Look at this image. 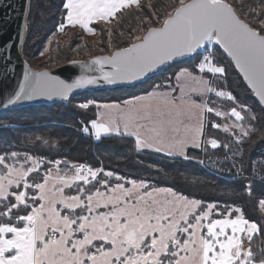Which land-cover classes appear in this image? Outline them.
<instances>
[{
    "label": "snow or ice",
    "instance_id": "obj_1",
    "mask_svg": "<svg viewBox=\"0 0 264 264\" xmlns=\"http://www.w3.org/2000/svg\"><path fill=\"white\" fill-rule=\"evenodd\" d=\"M63 7L69 25H79L93 32L89 27L91 21L112 23L116 20L119 23L125 10H141V0H66ZM245 7L244 0H178L162 23L145 21L161 26L149 27L143 37H135L140 42L117 50L111 57H97L93 63L111 66L112 71L103 75L107 83L132 81L177 56L194 54L207 42H215L235 63L259 103L264 105V0H259L256 8L248 6L245 11ZM63 27L61 25V29ZM195 68L200 73H210L213 78L226 73V68L216 62L211 52L203 56ZM184 75L192 73L182 69L177 79ZM194 79L203 85V92H214L218 97L236 101L231 92L213 88V79H205L203 75ZM96 83L98 79L92 76H81L66 83L50 77L47 72H26L18 90L10 94L2 106L7 108L44 95L68 99L73 89ZM78 106L89 107L87 103ZM184 107L182 98L178 100L168 93H150L148 101L138 108L133 101L135 110H129L124 118L123 132L118 121L92 120L90 123L97 136L112 132L126 134L135 138L137 148L155 147L161 151L165 150L164 141L169 133L178 132L177 124L186 118ZM238 107L239 111L232 107L229 113L216 111V115H230L242 121L246 106ZM203 111L213 109L204 105ZM222 127L225 132L240 127L242 136L236 137L238 142L249 135V130L242 125ZM83 131L88 132V127ZM209 143L212 148L220 146L216 139ZM168 154L173 153L169 150ZM11 155L17 157L18 154ZM6 159L0 156V166L7 170L0 173V264H264V248L257 253L251 245L244 249L242 243V237L251 241L255 234L264 233V224L245 218L239 207H226L221 212L216 204L180 197L183 202L180 210L148 199L151 193L141 195L137 189L145 188L143 181L139 185L132 181L131 188H125L122 183L109 188L106 178L99 179L102 169L84 164L72 165L74 174L60 177L61 184L71 188L77 182L91 185L95 181L106 192L99 188L90 191L88 187L77 185L76 195L57 200L54 193L62 194L64 189L49 188L47 173L42 183L28 182L29 174L38 171L39 164L44 162L42 158L26 156L25 163L30 161L33 167L21 165L19 170L7 164ZM55 163L59 165L60 161ZM242 172L243 165L237 169L238 174ZM105 175L112 177L114 173ZM13 186L16 191H10ZM21 186L24 190H20ZM246 188L250 195L251 185ZM29 189L37 194L30 196ZM57 204L63 206L62 211L57 210ZM258 206L264 210V199L258 201ZM101 208L108 211H100Z\"/></svg>",
    "mask_w": 264,
    "mask_h": 264
},
{
    "label": "trees",
    "instance_id": "obj_2",
    "mask_svg": "<svg viewBox=\"0 0 264 264\" xmlns=\"http://www.w3.org/2000/svg\"><path fill=\"white\" fill-rule=\"evenodd\" d=\"M65 1L31 0L27 34L23 45V53L28 62L31 56L44 48L48 38L58 31L59 26L65 24L67 13L63 7ZM177 3L178 0H141V10L134 8L125 10L120 22L113 20L111 24H114V33H123L129 38L121 36L113 41L115 45L113 50L134 42L130 40L134 34V25L139 26L141 21H144L141 28L145 30L151 26H160V23L146 24L145 20L148 18L154 21V16L163 20L166 14L172 11V6ZM258 3L259 0H244L245 11L248 10V6L256 8ZM99 23L101 21L93 23V26L97 27ZM103 47L105 51L100 54L113 51L106 50V46L101 48L104 49ZM216 53L220 55L219 62L226 68L229 89L233 96L240 104L249 107L255 115V119L249 121L251 125L249 135L242 142L246 151L242 163L247 166L243 169L242 177L222 173L199 164L196 159L205 156L202 148L190 149L186 158L170 157L140 150L136 146L135 138L125 134L104 135L96 139L93 134L83 131L85 126L90 128V121L96 120L98 104L122 103L148 94L155 89V84L152 85L150 82L153 79H159L156 82L157 86L173 81L176 73L170 70L171 66L161 74L133 87L84 91L73 96L68 103L32 105L1 113L0 155L19 151L45 160L61 159L90 164L95 168L103 166L104 171L123 178H113L116 180L114 183L133 180L147 182L151 188H170L177 194L200 200L204 204H216L222 212L226 207H239L243 210L245 218L264 224V210L258 206V201L264 199V179H261L264 177V108L254 97L228 56L219 47ZM97 54H90L84 59ZM73 59L76 58L68 47L52 56L56 65ZM185 62L195 66L197 57L189 58ZM179 63L180 61L176 62ZM84 103L89 107L83 109L78 106ZM215 154L214 157L218 158V155L219 157L224 155V151L221 149ZM258 159H262L263 162L255 163ZM103 177L107 179L104 174L100 179L103 180ZM95 184L97 186V183ZM249 184L252 189L250 195L246 188ZM250 245L259 253L264 248V233L255 234L249 242Z\"/></svg>",
    "mask_w": 264,
    "mask_h": 264
},
{
    "label": "rangeland",
    "instance_id": "obj_3",
    "mask_svg": "<svg viewBox=\"0 0 264 264\" xmlns=\"http://www.w3.org/2000/svg\"><path fill=\"white\" fill-rule=\"evenodd\" d=\"M187 0H185L186 2ZM170 11L169 13H171ZM146 20H151L146 18ZM145 20V21H146ZM160 20L157 16H154V21ZM162 23V20H160ZM98 22V21H97ZM142 23L144 21H141V24L138 26L134 25V34L132 35V38L130 40L137 41L135 37H143L144 33L147 31V29H143ZM150 24V23H149ZM64 27L61 29V26H59L58 31L51 35L48 40L45 43L44 48L39 51L36 55L30 57L29 63L36 69H43V68H52L57 66L56 63L52 60L53 54L60 53L61 50H65L68 48L71 49L72 53L74 54V57L76 59H84L86 56L90 54H96L99 55L103 51H105V48L102 49V46H106V50H113L114 43L113 41H116L121 36L123 38H126L128 36L124 35L123 33L116 34L113 32V25L111 23H108L107 21H101V23L98 24L97 27H94L93 24L90 28H92L93 32H88L85 29H82L79 26H67L66 24H63ZM161 25V24H160ZM149 28V27H148ZM129 38V37H128ZM214 45V55L216 62L221 65L219 62L220 55L216 53L217 47L220 48L218 44L213 43ZM221 49V48H220ZM115 50V49H114ZM222 50V49H221ZM223 51V50H222ZM112 52V51H111ZM224 52V51H223ZM110 53V52H109ZM225 53V52H224ZM226 54V53H225ZM95 56V55H94ZM197 57V63L199 61V50L190 58ZM189 59V58H188ZM187 60V59H185ZM185 60L180 61L179 64L172 63L169 66L170 70L175 71V77L173 81H167L162 86H157L156 82L159 81V79H153L151 82L152 85L155 84V89H153L151 92L159 91L161 93H168L170 95H174L178 100L183 99L184 101V109L183 111L186 114V118L183 119L181 122L177 124L178 132H170L168 137L170 140L180 141L183 142L187 139H190L193 141V143H198L204 135V128H205V135L203 138V142L205 140L206 147L204 150V155L200 159H196V161L199 164H204L207 167L222 172L226 174H231L235 176L237 169L243 165L246 168L244 163H242L243 155L245 154V150L243 147V140L237 141L236 137L242 136L241 128L240 127H233L231 131L225 132L223 125L227 124L229 126L234 125H242L244 129H248L249 132L251 130V125L249 124L251 119V116H255L251 109L249 107H245L244 111H242V115L245 117L242 121H237L235 117L232 116H217L216 111H220L222 113H229L230 109L232 107H237V110L239 111L240 108L238 105L240 104L237 100L235 102L228 100L227 98L218 97L214 92L213 93H205L202 91L203 85L197 80L194 79V77H200L204 76L205 79H213L214 82L212 84V87L217 90H223L227 92H231L229 89V80L226 75V73L223 75V77H216L213 78L210 73H200L195 66H193L190 62H185ZM189 69V71L192 73L191 76H181L180 79H177V74L181 72L182 69ZM177 70V71H176ZM161 84V82H159ZM159 87V88H156ZM150 92V93H151ZM148 93V94H150ZM232 93V92H231ZM233 95V94H232ZM137 98V97H136ZM134 99V98H132ZM130 100V99H128ZM127 101V100H126ZM146 100L140 101L139 103L135 104V106L138 108L141 104L146 103ZM201 103V104H200ZM209 105L210 108L213 109L212 112H207L202 110V106ZM110 106L106 108L105 106ZM195 105H199L200 107H196ZM101 106V107H100ZM98 107L101 109L99 112L98 109V116L96 120L98 122H105V123H115L119 122L121 132H123V126H124V118L126 117L129 110L134 111L135 109L133 106L129 108L128 110L124 112H116L117 106L115 104H109V103H103ZM204 107V106H203ZM250 109V112L248 111ZM113 112H111V111ZM204 112V114H203ZM205 117V118H204ZM221 125V127L217 128L213 125ZM89 131L85 133H91L92 131L90 128H88ZM96 132V130L94 129ZM166 138V139H167ZM221 138V139H219ZM166 139L164 141V145L166 143ZM211 139H216L220 142V146L217 148H212L209 141ZM202 142V143H203ZM193 144V145H194ZM227 144L229 147H224L223 145ZM171 145V144H169ZM182 146V144H181ZM177 147V146H176ZM202 148V147H201ZM140 150L149 149L152 151V148H139ZM179 151V147H177ZM224 151V155L220 156L218 155V158L214 157L215 152L219 150ZM148 151V150H147ZM239 152L240 154L237 155L236 153ZM12 153H17V157H12ZM0 156H6V163L10 165H15L17 170L20 169L21 165L24 166V168L27 167H33L31 162L25 163V157L30 156L33 158H41L36 155H32L30 153H24L19 151H13L9 154H2ZM42 164H39L38 171H34L29 174L28 176V182L29 183H42L44 180V176L47 173L49 175L48 179V187L52 188L53 186L56 187H63V193L56 192L54 193L55 198L57 200H60L63 197L67 196H74L77 194V185H80V182H77L76 184H73L71 188L66 187L61 184L60 177L68 176L71 177L75 169L72 167V165H79L84 163H76V162H69L66 160L58 159L56 161H60V164L57 165L56 161L51 160H45ZM65 161L67 163H65ZM263 162L262 159H258L256 162ZM254 163V165H255ZM88 165L92 169H102L103 171L99 174V179L102 175L106 177V173L108 171H104L103 166H99L97 168L93 167L90 164H84ZM7 170L3 168V166H0V173L6 172ZM113 178H119L118 175L114 174L112 177H107V180L109 182V188L114 187L117 183L115 179ZM104 179V177H103ZM133 180H122L120 183L124 184L125 188H131ZM136 182V181H135ZM96 182L93 181L91 185H80L84 187H88L90 191H95L96 188H99L101 192H106V189L101 184H95ZM137 185H139L140 182H136ZM145 188H138L137 190L143 195L145 192L151 193V197H147L148 199H156L162 203H164L166 206H175L177 209H181L182 201L179 199L180 197H184L180 194H177L174 190L171 192H158L154 191L155 189H161V188H151L149 187L147 182H144ZM95 188V189H94ZM94 189V190H93ZM163 189H170V188H163ZM17 189L15 186H13L10 191H16ZM20 190H24L21 186ZM29 195H36V191L33 189L28 190ZM188 200H193L188 198ZM213 204V203H212ZM38 206V202H37ZM63 206L60 204H57V210L62 211ZM219 211L222 212V209L218 207ZM100 211H108V209L101 208ZM64 214H67L66 212ZM186 238V237H185ZM249 239L247 237H242V243L244 249H247L249 247Z\"/></svg>",
    "mask_w": 264,
    "mask_h": 264
},
{
    "label": "water",
    "instance_id": "obj_4",
    "mask_svg": "<svg viewBox=\"0 0 264 264\" xmlns=\"http://www.w3.org/2000/svg\"><path fill=\"white\" fill-rule=\"evenodd\" d=\"M30 2L31 0H0V114L8 110L32 105H52L56 103H68L73 98V96L84 91L93 92L97 90L113 89L122 86L133 87L145 82L146 80L154 76L161 74L170 64L188 59L195 54L194 53L190 55L177 56L173 60L160 65L156 70L147 73L145 76L139 79L132 81H117L116 83H107L103 80L104 73L112 71V68L109 64H96L93 63V61L97 57H111L117 50L127 48L132 43L126 47L117 48L110 53L95 55L87 59H73L52 68L36 69L26 60L23 53V45L27 34V20L29 15ZM146 32L144 33V35L146 34ZM138 42L140 41L137 40L133 43ZM220 48L223 50L221 46ZM228 58L231 60L229 56ZM232 63L235 66V63L233 61ZM237 71L240 73L239 69H237ZM26 72H47L50 77L58 78L59 80L65 81L66 83H72L74 80L81 76H92L98 79V83L89 84L80 88L73 89L69 93L68 99H64L58 95H53L51 98L46 95L36 96L32 100H22L14 105H8L7 108H4L2 106L4 100L10 94L14 93V91L18 90L19 83L24 80V75ZM240 75L243 78L242 73H240ZM245 83L247 84L246 81ZM253 95L259 102V98L255 96L254 92ZM261 106L264 108V105Z\"/></svg>",
    "mask_w": 264,
    "mask_h": 264
},
{
    "label": "crops",
    "instance_id": "obj_5",
    "mask_svg": "<svg viewBox=\"0 0 264 264\" xmlns=\"http://www.w3.org/2000/svg\"><path fill=\"white\" fill-rule=\"evenodd\" d=\"M65 3H66V1H65ZM66 16H67V13H66ZM97 21H104V20H93V21L90 22L89 27H91L92 24L97 22ZM65 24L67 26H72V25H69L67 23V19L65 20ZM76 26H79V25H76ZM151 94L159 95V94H162V93L159 92V91H154V92H151ZM171 96H174V95H171ZM148 99H149V94H145V95H141V96H139L137 98L124 101L122 103L114 102V103H109V104H111V105L115 104L117 106L116 112H124V111L128 110L129 108H131L133 106V101H135V104H137V103H139L140 101H143V100L148 101ZM100 105L101 104H99V106ZM203 106H204V104H203ZM203 106H202V110H203ZM100 110L101 109L99 108V112H100ZM99 112H98V114H99ZM111 112H113V111H111ZM203 114H204V112H203ZM90 129L92 131V134L96 137V139H99L101 136H104V135L121 134V133L112 132V133H100V135L97 136L96 132L91 127V125H90ZM204 135H205V128H204ZM204 135H203V137H201L200 141L198 142V144L200 145L199 147H196L195 146L196 143L194 144L193 141L190 140V139H187V140H185L183 142H180V141L170 140L169 138H167L166 139V143L167 144L164 145L165 150L157 151L155 147H152V151H150L149 149H145V150H148V151L154 152V153H158V154H161V155L170 156V157L186 158L187 157V153H188V151L190 149H201ZM169 144H171V145H169ZM181 144H182V146H181ZM176 146L179 147V151H178ZM169 150L173 153L172 155L168 154Z\"/></svg>",
    "mask_w": 264,
    "mask_h": 264
},
{
    "label": "built area",
    "instance_id": "obj_6",
    "mask_svg": "<svg viewBox=\"0 0 264 264\" xmlns=\"http://www.w3.org/2000/svg\"><path fill=\"white\" fill-rule=\"evenodd\" d=\"M213 43H215V42H207L203 47H201L200 49H199V61H198V63L200 62V60L203 58V56H205V55H208L209 54V52H211V53H213L214 54V51H213V49H214V45H212ZM216 44V43H215ZM214 57H215V55H214ZM208 107H209V105H208ZM210 108V107H209ZM205 147H206V143H205V140H204V142L202 143V149L203 150H205ZM217 158V157H216ZM204 165V164H203ZM86 166H88V165H86ZM204 166H206V165H204ZM207 167V166H206ZM236 175V177H242L243 176V172H242V174H238L237 172L235 173Z\"/></svg>",
    "mask_w": 264,
    "mask_h": 264
}]
</instances>
